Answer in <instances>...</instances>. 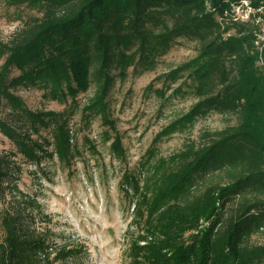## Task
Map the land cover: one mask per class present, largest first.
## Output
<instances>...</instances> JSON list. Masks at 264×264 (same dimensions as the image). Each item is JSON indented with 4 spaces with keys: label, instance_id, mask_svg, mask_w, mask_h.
<instances>
[{
    "label": "trees",
    "instance_id": "trees-1",
    "mask_svg": "<svg viewBox=\"0 0 264 264\" xmlns=\"http://www.w3.org/2000/svg\"><path fill=\"white\" fill-rule=\"evenodd\" d=\"M14 1L41 15L0 39V132L13 144L0 156V264H61L84 252L33 227L41 205L19 184L25 165L33 174L55 157L73 166L74 108L33 110L15 91L41 85L76 97L95 83L84 111L105 113L119 78L153 70L181 38L197 41L198 55L171 74L188 72L198 101L177 123L212 112L237 122L126 176L136 195L129 264H264V243L252 242L264 231V0ZM114 146L123 150L120 138Z\"/></svg>",
    "mask_w": 264,
    "mask_h": 264
},
{
    "label": "rangeland",
    "instance_id": "rangeland-1",
    "mask_svg": "<svg viewBox=\"0 0 264 264\" xmlns=\"http://www.w3.org/2000/svg\"><path fill=\"white\" fill-rule=\"evenodd\" d=\"M244 4L236 7L242 20L250 13L247 2ZM39 15L28 3L0 0V39L10 41L29 18ZM198 48L197 41L181 38L153 70L140 74L131 67L128 76L119 78L111 90L105 113L84 111L95 94V83L76 97L41 85L15 91L33 110L74 108L71 123L81 154L73 166H63L55 157L37 174H33L35 166L25 165L19 180L20 187L41 205L34 210L33 227L46 234L49 242L60 245L72 240L83 245L81 256L61 264H129L125 232L133 218L136 195L126 176L144 175L148 158L154 162L170 157L190 142H204L208 132L237 122L235 116L212 112L189 123H177L198 99L188 72L178 76L171 72L196 57ZM117 138L122 151L114 146ZM12 148L0 132V156ZM210 182L206 179L202 188ZM2 209L0 202V214ZM252 242L264 243V231L255 234Z\"/></svg>",
    "mask_w": 264,
    "mask_h": 264
}]
</instances>
